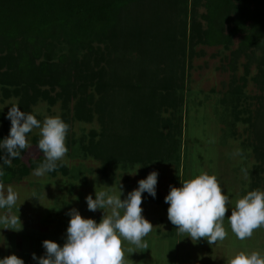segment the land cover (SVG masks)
Masks as SVG:
<instances>
[{"label":"rangeland","instance_id":"rangeland-1","mask_svg":"<svg viewBox=\"0 0 264 264\" xmlns=\"http://www.w3.org/2000/svg\"><path fill=\"white\" fill-rule=\"evenodd\" d=\"M181 1L141 0L122 8L119 21L109 29L104 41L88 42L91 48L83 47L81 53L64 63L55 59L59 61L54 66L58 83L50 94L55 96L60 92L61 96H57L54 103L42 98L32 108L41 122L49 116H60L64 120L67 114L64 121L69 125L68 152L58 162L66 168L55 169L54 174L51 171L35 176L33 171L37 166L33 163L44 159L37 147L39 129L27 134L30 149L22 150L21 156L12 161L11 168L28 167L29 170L21 172V177L0 181L5 189L11 185L18 193L12 214L21 221L14 230L4 229L0 224V259L16 254L25 264H38L32 254L44 255V240L61 246L65 243L71 219L66 214L72 208L84 218L101 221L104 210L89 211L88 195L95 199L96 189L118 191L120 187L121 199H125L138 188V181L146 179L153 171L158 172L156 197L143 193L141 205L143 215L153 224L152 231L144 238L148 248L135 249L124 241L125 249L136 251L125 252L127 264H226L228 257L241 250L264 254V227L242 241L232 233L227 218L236 199L247 191L264 190V159L255 151L256 146L264 150V50L252 44L244 46L240 32L226 43H205L202 32L209 26L208 0H186L187 13L183 11L185 7L182 11L179 8ZM233 27V22L226 21L222 33L230 35ZM193 28L197 33L194 36ZM86 55L91 60V68L84 66ZM138 68L141 69V89L136 93H140V98L134 100L141 102L142 119L143 111H150L148 98L142 95L153 94L150 99L155 101L154 105H159L155 113L161 121L152 127L160 132L158 140L163 138V143L157 144V152L165 154L153 161L121 159L114 143L119 140L113 133L103 141V151L109 158L88 153L84 147L92 144L93 130L96 131L94 140H103L104 127L97 107L105 90L109 91L104 101L106 109L114 111L116 118L121 109L126 108L122 113L127 115L126 119L132 113L130 109L139 106L128 95L124 97L127 91L119 90L122 83L118 81H125L126 77L137 82L135 71ZM102 69L104 72L116 69V74H103L105 77L101 80L94 78L92 70ZM81 85L85 87L80 88ZM40 88L50 89V86L45 84ZM123 89L127 90L124 86ZM73 91L77 93L64 99ZM81 98L86 99V106L92 109L90 119L75 116ZM17 101L18 97H0V132L7 130L10 103ZM118 121L114 127L123 137L128 129ZM242 169L247 171V176ZM201 172L215 174L231 202L224 221L228 235L213 245L204 238L193 242L186 234H178L176 226L168 220L169 205L165 203L170 186L182 187L181 181ZM5 211L0 209V214ZM18 229L21 230L16 231Z\"/></svg>","mask_w":264,"mask_h":264},{"label":"trees","instance_id":"trees-1","mask_svg":"<svg viewBox=\"0 0 264 264\" xmlns=\"http://www.w3.org/2000/svg\"><path fill=\"white\" fill-rule=\"evenodd\" d=\"M138 1L141 0H0V97H18V101L10 103V106L18 105L20 110L26 113H33L32 106L42 98L54 103L57 96H61L60 92L55 96L50 94V91L54 90L58 83L54 66L59 61L64 63L70 57H75L78 52H82L83 47L91 48L88 42H92V40L104 41L109 29L114 28L119 21L122 8H128ZM187 6L186 0H182L179 8L182 11L185 7L183 11L187 13ZM207 8L206 19L209 26L202 32L205 43H226L234 34L240 32L244 46L252 44L264 50V0H208ZM226 21H231L234 24L230 35L222 33ZM184 23L186 24V21ZM195 34H197L196 29L193 28L192 36ZM18 37H21V40H18ZM111 42L114 44L113 40ZM4 50L6 54H2ZM58 58L60 60L56 62L55 59ZM95 58L97 60L98 56ZM39 59L41 61L37 62ZM84 59V66L91 68L90 58L86 55ZM115 71L116 69L112 71L107 69L105 72L103 69L97 72L92 70V75L101 80L105 77L103 74L112 73L114 76ZM135 72H137V82L132 78L126 79V77L125 81L118 80L122 83L119 90L127 91L124 97L128 95L131 97V101L137 102L139 106L137 105V109H130V113H132L126 119L124 118L127 115L122 114L126 108L121 109L117 116L119 118H116L114 111L106 109L104 101L108 99L106 97L109 91L107 93L105 90L106 94L97 107V110L101 112L100 119L104 127L101 133L103 140L96 142L94 140L96 131L93 130L92 144L89 147H84L88 153L103 159L109 158L110 156L106 155L107 152L103 151L105 144L103 141L110 133H113L115 134L114 138L119 140L114 143H117L121 159L153 161L154 158L165 154L157 152V149L159 150L157 144H162L163 138H160V135V140H158L157 135L160 132L152 127L159 120L161 121L155 113V109L159 108V105H154L155 101L150 99L153 97L151 92L149 95L147 93L142 95L148 98L149 101L147 100L146 103L149 105L150 111H143L144 115L141 119V102L134 100L140 98L138 96L140 93H136V91L141 89V69L138 68V71ZM45 84H48L50 89L40 88ZM122 85L127 90H124ZM83 86L85 87V85H81L80 88ZM112 89L116 88L112 87ZM72 93L76 94L77 92H68L64 99H68ZM85 100L81 98V101L78 102L75 116L90 119L92 109L86 106ZM66 115H64L65 121L67 120ZM118 120H120V125H124L128 129L123 137L114 127V125L117 126ZM6 127V131L0 132V142L9 135L10 120L6 121ZM147 136L149 142L145 143ZM261 138L262 135L260 140ZM134 144H137L138 147H133ZM255 151L259 158L264 159V150L256 146ZM5 155V150L0 149V161ZM43 162L44 159L36 160L33 164L38 167ZM65 168L64 164L58 163L56 169L59 171V169ZM19 170L1 164L0 171L4 175L0 176V181L11 180L13 176L17 175L21 177L20 173L27 172L29 168L23 167ZM55 171L52 173H56Z\"/></svg>","mask_w":264,"mask_h":264},{"label":"clouds","instance_id":"clouds-1","mask_svg":"<svg viewBox=\"0 0 264 264\" xmlns=\"http://www.w3.org/2000/svg\"><path fill=\"white\" fill-rule=\"evenodd\" d=\"M7 118L11 121V128L9 135L0 143V148L6 152L2 157L3 164L11 167L22 150L30 149L27 134L39 129L37 147L43 153L44 162L34 169L33 174L41 177L54 171L68 152L66 137L69 125L60 116L45 117L41 122L35 114L21 111L18 105L10 107ZM242 171L247 176V171ZM3 175L0 171V176ZM157 181L158 172H151L146 179L138 181V188L129 192L125 199H121L123 192L120 187L118 191L113 188L96 189L95 199L90 194L86 202L89 211L104 210L101 221L97 223L95 219L84 218L72 208L66 214L71 219L63 246L44 240V255L38 257L33 253V260L38 264H127L125 252L136 251L125 249L124 241L135 249L148 248L144 238L152 231L153 224L143 215L141 205L143 193L156 197ZM181 182L182 187L170 186L165 197V203L169 205L168 220L176 226L178 234H186L193 242L204 238L210 245L226 239L228 233L224 221L231 202L217 176L201 172ZM17 200L18 193L14 188L8 185L5 189L0 182V209L6 210L0 214V224L5 226L4 229L14 230L21 223L20 218L12 214ZM231 209L227 218L232 233L242 241L251 238L255 230L264 227V190L247 191L236 199ZM0 264H25V261L12 254L0 259ZM226 264H264V254L241 250L228 257Z\"/></svg>","mask_w":264,"mask_h":264}]
</instances>
